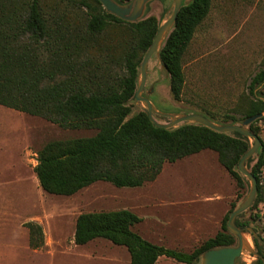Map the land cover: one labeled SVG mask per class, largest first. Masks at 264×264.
Masks as SVG:
<instances>
[{"label": "trees", "instance_id": "16d2710c", "mask_svg": "<svg viewBox=\"0 0 264 264\" xmlns=\"http://www.w3.org/2000/svg\"><path fill=\"white\" fill-rule=\"evenodd\" d=\"M44 1L0 0V104L64 128L85 127L97 132L91 136L53 139L38 150L34 170L43 190L72 195L100 180L118 187L142 186L155 180L164 163L206 149L215 151L239 187H244L238 164L252 146V138L238 131L219 132L194 122L172 128L157 126L147 109L130 115L141 62L161 25L155 16L129 21L107 11L100 0H62L73 10H82L84 20L64 23L60 15L47 17L48 13L58 11L61 0H50L53 12L47 11ZM115 1L127 5L133 0ZM211 3L212 0L183 3L173 29L157 53L169 74L170 91L175 100H181L185 84L184 54L197 27L208 15ZM113 27L124 28L128 35L125 42H119V72H112L107 66L108 57L100 63L92 56L98 36ZM115 58L110 56L112 61ZM263 84L264 59L251 78L248 89L252 96L245 103L221 122L206 114L217 123L235 124L263 113L264 92L258 91ZM262 120L264 115L249 125L260 138ZM261 142L246 162L259 185L258 195L249 209L264 201L262 138ZM236 207L237 203H232L221 229L190 252L144 238L134 228L142 217L127 208L79 214L74 242L84 245L97 238L107 239L127 248L130 264H156L161 256L181 264H199L206 250L237 244V237L227 227ZM246 211L236 217V224L253 227L250 219L245 218ZM257 217L259 214L253 219ZM28 227L30 244L34 248L41 246L42 241L35 239L38 234L43 236L41 226L30 222ZM253 241L257 252L263 255L264 244L256 237ZM255 262L263 264L260 256Z\"/></svg>", "mask_w": 264, "mask_h": 264}, {"label": "rangeland", "instance_id": "374dc122", "mask_svg": "<svg viewBox=\"0 0 264 264\" xmlns=\"http://www.w3.org/2000/svg\"><path fill=\"white\" fill-rule=\"evenodd\" d=\"M50 2L44 1L48 12L53 8ZM59 2L58 11L48 13V18L60 15L64 23L84 21L82 10L75 11L66 1ZM173 6L174 0H150L140 19L155 16L162 24ZM127 38L124 28H109L98 36L93 58L103 63L101 59L108 57L107 66L119 72V42ZM111 55L116 57L114 61ZM263 59L264 0H212L208 15L184 54L181 100L173 98L169 74L157 54L149 60L141 94L162 113H199L206 117L209 113L221 122L252 96L248 85ZM260 90L264 92V84ZM131 102L130 115L147 109L141 100ZM154 118L160 123L171 121L160 114H154ZM259 125L264 140V120ZM96 132L93 128H64L0 104V264H130L127 248L107 239L97 238L84 245L74 242L79 214L121 208L142 217L134 228L144 238L190 252L214 236L231 204L238 206L250 192V179L243 175L244 187L240 188L219 162L217 153L209 149L164 163L155 180L138 187H118L100 180L72 195L43 190L34 174L38 150L53 139ZM261 176L264 183V168ZM256 214L259 217L254 220ZM245 218L264 238V201L248 209ZM30 222L42 228L43 236L35 237L42 241L37 248L30 244ZM257 257L245 250L236 264H256ZM156 264L181 263L161 256Z\"/></svg>", "mask_w": 264, "mask_h": 264}, {"label": "water", "instance_id": "95a60500", "mask_svg": "<svg viewBox=\"0 0 264 264\" xmlns=\"http://www.w3.org/2000/svg\"><path fill=\"white\" fill-rule=\"evenodd\" d=\"M107 11L112 12L122 19L129 21L139 20L144 12L147 2L150 0H133L127 5H120L115 0H100ZM190 0H174L173 10L168 17V19L162 23L156 33L153 43L146 52L140 66V77L138 82V87L136 90L135 98L132 100H141L146 104L149 117L152 122L157 126L172 128L177 126L178 123L182 122H194L210 127L216 131L229 133L233 131H238L243 135H246L254 140L250 149L242 156L239 164L238 170L245 176H247L251 181L250 192L248 195L240 202V204L232 211L229 216L227 227L229 231L237 237L236 245H224L219 247H214L206 250L201 255V261L199 264H236V260L240 255L246 250L251 254L260 256L264 264V255H260L257 250L252 245L250 240L251 234L252 238L256 237L260 241L264 242L263 238L255 231L253 227L243 228L236 224V217L249 209V207L255 201V198L259 192V185L257 177L251 172L247 167L246 162L253 156L261 146V138L258 134L252 132L249 125L263 116V113H259L250 117L245 118L241 123L235 124H225L217 123L210 118L199 114V113H175L168 114L158 111L148 97L143 96L141 93L144 89L145 81L147 78L148 63L152 55L157 54L160 47L163 45L166 37L169 35L173 29L178 13L183 3L187 4ZM154 114H160L164 116H169L171 121L168 123H160L154 118Z\"/></svg>", "mask_w": 264, "mask_h": 264}, {"label": "crops", "instance_id": "0c3cea01", "mask_svg": "<svg viewBox=\"0 0 264 264\" xmlns=\"http://www.w3.org/2000/svg\"><path fill=\"white\" fill-rule=\"evenodd\" d=\"M207 150V149H206ZM196 154H198V153H196ZM34 174H35V176H36V173H35V170H34ZM36 178H37V176H36ZM6 215V214H5ZM76 244V243H75ZM78 245V244H77Z\"/></svg>", "mask_w": 264, "mask_h": 264}]
</instances>
